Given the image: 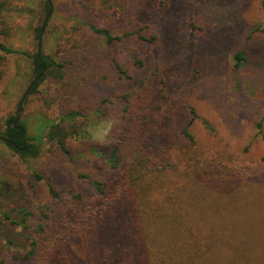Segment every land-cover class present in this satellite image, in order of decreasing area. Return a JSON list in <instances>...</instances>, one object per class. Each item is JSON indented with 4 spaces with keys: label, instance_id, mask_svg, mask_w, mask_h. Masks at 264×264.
<instances>
[{
    "label": "rangeland",
    "instance_id": "obj_1",
    "mask_svg": "<svg viewBox=\"0 0 264 264\" xmlns=\"http://www.w3.org/2000/svg\"><path fill=\"white\" fill-rule=\"evenodd\" d=\"M114 1L121 7L110 10L105 0H51L49 8L47 0H0V42L19 51L0 49V131L33 77L43 24L40 53L65 65L26 95L18 121L35 136L48 121L77 113L64 121L75 130L67 151L44 138L39 154L24 160L0 139V264H22L33 217L23 221L20 209L35 211L49 197L47 182L91 192V182L77 175H100L111 131L136 100L163 139L158 157L200 159L220 168L226 186L236 183L228 192H236L243 214L225 221H239L255 247L250 261L264 264L263 0ZM84 21L120 39L106 43ZM238 51L244 59L235 65Z\"/></svg>",
    "mask_w": 264,
    "mask_h": 264
},
{
    "label": "trees",
    "instance_id": "obj_2",
    "mask_svg": "<svg viewBox=\"0 0 264 264\" xmlns=\"http://www.w3.org/2000/svg\"><path fill=\"white\" fill-rule=\"evenodd\" d=\"M107 1L110 10L121 7ZM84 24L106 43L120 39L107 28ZM0 49L19 52L1 42ZM241 52L234 53L235 65L244 59ZM132 59L142 65L134 54ZM31 61L33 77L24 98L37 90L46 74L61 72L65 65L41 53L39 57L38 51ZM115 68L125 74L117 60ZM123 111L122 124L111 131L115 139L101 153L100 175H77L91 182V192L65 190L47 182L49 197L35 211L21 207L23 221L33 217L32 233L20 253L22 264H255L250 261L255 247L239 221H227L228 216L243 214L235 203L236 192H228L236 183L226 186L220 168L200 159L172 162L158 157L165 145L156 125L146 119L148 111L137 100ZM76 114L48 121L35 136L26 135L23 122L14 124L16 116H9L0 139L24 160L39 154L44 138L67 151L66 137L75 130L66 129L64 121ZM145 120L148 125L143 124ZM182 133L193 139L188 127ZM235 230L245 237L237 240Z\"/></svg>",
    "mask_w": 264,
    "mask_h": 264
},
{
    "label": "water",
    "instance_id": "obj_3",
    "mask_svg": "<svg viewBox=\"0 0 264 264\" xmlns=\"http://www.w3.org/2000/svg\"><path fill=\"white\" fill-rule=\"evenodd\" d=\"M47 3H48V5L49 6H51V0H47ZM43 27H44V24H43V26H42V30H41V33H42V31H43ZM41 33H40V36H41ZM40 36H39V43H38V56L40 57V51H39V49H40V42H41V38H40ZM43 71H44V69H43ZM27 92V90H25V93ZM23 99H24V95H22V97L20 98V101L18 102V107H17V110H16V119H15V121H14V124L17 122V120H18V117H19V114H20V111H21V104H22V101H23ZM17 127H19V128H21L20 126H17Z\"/></svg>",
    "mask_w": 264,
    "mask_h": 264
},
{
    "label": "flooded vegetation",
    "instance_id": "obj_4",
    "mask_svg": "<svg viewBox=\"0 0 264 264\" xmlns=\"http://www.w3.org/2000/svg\"><path fill=\"white\" fill-rule=\"evenodd\" d=\"M15 121V120H14ZM18 121V120H17Z\"/></svg>",
    "mask_w": 264,
    "mask_h": 264
}]
</instances>
